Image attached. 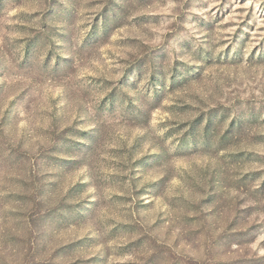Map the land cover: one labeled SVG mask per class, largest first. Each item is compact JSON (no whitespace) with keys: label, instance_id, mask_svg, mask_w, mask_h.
<instances>
[{"label":"rangeland","instance_id":"rangeland-1","mask_svg":"<svg viewBox=\"0 0 264 264\" xmlns=\"http://www.w3.org/2000/svg\"><path fill=\"white\" fill-rule=\"evenodd\" d=\"M0 264H264V0H0Z\"/></svg>","mask_w":264,"mask_h":264}]
</instances>
